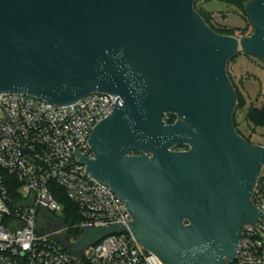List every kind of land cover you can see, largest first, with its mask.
I'll use <instances>...</instances> for the list:
<instances>
[{"label": "water", "instance_id": "1", "mask_svg": "<svg viewBox=\"0 0 264 264\" xmlns=\"http://www.w3.org/2000/svg\"><path fill=\"white\" fill-rule=\"evenodd\" d=\"M197 1L0 0V96L119 97L88 141L95 160L74 154L124 200L130 231L162 264H228L263 215L252 200L264 147L234 125L227 68L241 52L264 63V0L245 5L254 31L243 39L216 33ZM126 230L59 240L80 256Z\"/></svg>", "mask_w": 264, "mask_h": 264}, {"label": "built area", "instance_id": "2", "mask_svg": "<svg viewBox=\"0 0 264 264\" xmlns=\"http://www.w3.org/2000/svg\"><path fill=\"white\" fill-rule=\"evenodd\" d=\"M118 98L97 93L57 106L25 94L0 96V264H162L130 231L134 218L124 200L74 154L95 160L88 141ZM252 202L263 215L255 227H244L237 257L228 264H264V165ZM112 226L127 230L80 256L59 240L75 245L85 229ZM74 231L79 238H70ZM91 248L95 254L88 258Z\"/></svg>", "mask_w": 264, "mask_h": 264}, {"label": "rangeland", "instance_id": "3", "mask_svg": "<svg viewBox=\"0 0 264 264\" xmlns=\"http://www.w3.org/2000/svg\"><path fill=\"white\" fill-rule=\"evenodd\" d=\"M198 6L215 32L243 39L250 36L254 31L253 24L243 9H237L217 0H199ZM227 70L233 85L246 101L244 108L239 109L238 106L235 110L234 123L236 129L242 137L249 139L251 143L264 145V129L253 130L247 121L249 108L251 106L260 107L264 101V63L241 52L229 63ZM174 150L185 151L179 147H175ZM63 213V211H59L57 216L61 218ZM86 254L88 258H92L95 249H89Z\"/></svg>", "mask_w": 264, "mask_h": 264}, {"label": "trees", "instance_id": "4", "mask_svg": "<svg viewBox=\"0 0 264 264\" xmlns=\"http://www.w3.org/2000/svg\"><path fill=\"white\" fill-rule=\"evenodd\" d=\"M217 1L222 2L224 4H227V5H230V6H234L237 9H240V10L243 9L245 15L249 19L248 15L246 13V10H245V5L249 2V0H217ZM198 2H199V0L197 1L196 6H195L196 11L202 16V18L206 21V23L212 28L210 23L205 19L204 15H203V12L199 8ZM249 21H250V19H249ZM236 30H240V29H236ZM216 33H218L220 35H224V33L223 34H221L220 32H216ZM235 90H236V94H237V97H238V105H237V107L239 106V109L244 108L246 106V101H245V99L243 97H241L239 91L236 88H235ZM175 121H176V116H174V115H168L167 116L166 122L168 124H173ZM234 121H235V119H234ZM247 121H248L249 125L252 126L253 130H255L257 128H263L264 129V101L262 102V105L260 107L259 106H251L249 108V111H248V114H247ZM234 125H235V123H234ZM235 127H236V125H235ZM245 139L247 141L251 142L249 139H247V138H245ZM179 148L185 149V150L188 149L185 146H180ZM67 208H69V210L72 209V212H75V208H73L70 204H68ZM72 223H73L72 221L71 222L67 221L66 224L69 225V224H72ZM80 235H81L80 231H74V232H71L69 234L70 238H74V239L79 238Z\"/></svg>", "mask_w": 264, "mask_h": 264}, {"label": "flooded vegetation", "instance_id": "5", "mask_svg": "<svg viewBox=\"0 0 264 264\" xmlns=\"http://www.w3.org/2000/svg\"><path fill=\"white\" fill-rule=\"evenodd\" d=\"M136 155H139V153H137Z\"/></svg>", "mask_w": 264, "mask_h": 264}]
</instances>
